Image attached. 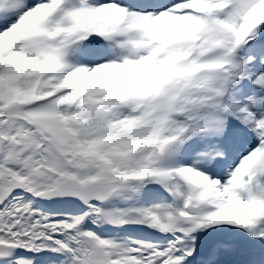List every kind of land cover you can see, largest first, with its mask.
Returning a JSON list of instances; mask_svg holds the SVG:
<instances>
[{
  "label": "snow or ice",
  "instance_id": "snow-or-ice-1",
  "mask_svg": "<svg viewBox=\"0 0 264 264\" xmlns=\"http://www.w3.org/2000/svg\"><path fill=\"white\" fill-rule=\"evenodd\" d=\"M0 264H264V0H0Z\"/></svg>",
  "mask_w": 264,
  "mask_h": 264
}]
</instances>
